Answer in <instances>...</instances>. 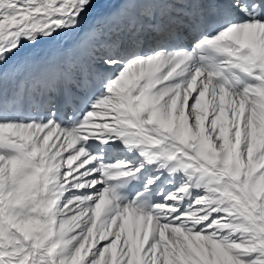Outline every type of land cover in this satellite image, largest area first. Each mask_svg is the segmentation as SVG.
Segmentation results:
<instances>
[{"label": "snow or ice", "instance_id": "1", "mask_svg": "<svg viewBox=\"0 0 264 264\" xmlns=\"http://www.w3.org/2000/svg\"><path fill=\"white\" fill-rule=\"evenodd\" d=\"M0 264H264V0H0Z\"/></svg>", "mask_w": 264, "mask_h": 264}]
</instances>
